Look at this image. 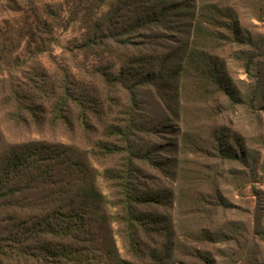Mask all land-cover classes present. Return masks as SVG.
Segmentation results:
<instances>
[{"label":"trees","instance_id":"1","mask_svg":"<svg viewBox=\"0 0 264 264\" xmlns=\"http://www.w3.org/2000/svg\"><path fill=\"white\" fill-rule=\"evenodd\" d=\"M34 3L32 0L30 7L37 32L48 33L60 26L59 8L47 4L34 7ZM263 15L264 8H259L255 18L260 20ZM173 18L187 20V39L181 47L166 55L153 47L138 48L137 52L130 49L115 75L98 68V76H102L108 89V104L94 98L89 84L78 85L64 72L60 78L58 75L56 92L48 86L49 78L41 69L28 78L29 85H7L8 91L1 97L4 105L11 106L9 116L16 123L21 125L29 116L35 126L42 125V101L51 95V124L72 125L74 121L69 116L73 115L74 129L86 133L93 118L102 123L105 139L84 146L40 140L8 143L0 134V264H175V242L182 230L176 229L171 217L157 216L161 213L159 207L166 208L170 203L172 192L151 183L152 177L144 171H163L166 166L155 158L159 154L156 147H147L144 142L152 131L140 112L138 88L142 86L167 90L176 82L188 86L189 92L182 96L186 94L192 108L187 110L184 101L179 105L178 97L173 95L168 111L175 123L181 122L185 128L192 124L185 116L194 117L206 128L208 140L204 144L208 147L204 151L219 165L204 177L199 178V174L194 178L197 185H211L214 201L207 203L205 193L200 192L189 194L190 203L183 206H193L191 215L197 227L201 226L206 204L224 208L217 191L220 164L245 165L249 155L242 140L220 121L238 104H244L252 113L257 107L259 67H254V60L259 57L263 41L244 32L236 12L221 0H190L184 4L171 0H119L93 25V34L84 45L99 47L111 40L125 50L138 32L150 31L160 26L161 20ZM102 26L107 34H97ZM234 47L239 49L237 60H243L251 77L245 98L231 84L226 66L219 59L220 52ZM117 86L125 93L122 102L115 96ZM107 116H112L113 123L104 127ZM101 159L111 163L105 177L112 184L113 201L97 184L92 162ZM180 203L179 199L181 207ZM210 206L214 219L218 209ZM111 208L117 210L116 216H110ZM185 218L190 221V217ZM112 222L118 226L129 259L117 254ZM209 231V238L218 235ZM181 236L188 238L187 232ZM206 258L205 264H210Z\"/></svg>","mask_w":264,"mask_h":264},{"label":"rangeland","instance_id":"2","mask_svg":"<svg viewBox=\"0 0 264 264\" xmlns=\"http://www.w3.org/2000/svg\"><path fill=\"white\" fill-rule=\"evenodd\" d=\"M171 1L184 4L190 0ZM221 1L236 12L244 32L250 33L256 41H263L259 57L254 60V67H259L258 100L253 113L244 104H238L220 121L223 125H228L242 140L249 157L245 165L237 162L220 164L217 191L225 205L221 208L205 203L207 208L203 209L200 227L195 226L196 220L193 221V206L183 205L190 203L189 194L196 195L200 192L205 193L207 203L214 201L211 185L208 182L197 185L194 178L199 174V178L204 177L208 171L211 173V168L218 167L219 162L204 151L208 147L204 144L208 140L204 126H200L194 117L191 119L185 116L187 123H192L185 128L181 122L175 123L170 116L168 104L173 95L178 97L179 105L184 101L187 103V110L192 108L186 94L182 96L189 92V88L180 82L173 84L170 90L151 85L138 88L140 112L148 122V129L152 131L145 136L144 142L147 147H156L159 154L155 158L161 162V166H166L163 171H144L152 177L151 183L156 182L160 189L168 187L172 192L170 203L166 208L159 207L158 213L160 209L161 213L157 216L171 217L174 226L177 225L176 229L182 230L175 242L178 247L172 260L175 264H205L206 257L210 264H264V15L260 20L255 18L259 8H264V0ZM118 2L119 0H35L34 7L47 4L51 8L60 9V26L53 27L48 33H40L33 28L34 18L30 7L32 0H0L1 138L8 143L40 140L75 146L89 145L90 142L105 139L102 134L104 128L100 126L102 123L98 124L93 118L89 120L90 128L86 133H82L79 128L74 129L76 118L73 115L69 117L74 123L67 125L73 131L61 124H51V95L42 101V125L35 126L29 116L20 125L10 119L12 108L4 105L1 95L8 91L9 83L29 85L28 78L43 70L49 78L48 86H53V91L58 90V75L60 78V74L64 72L78 85L89 84L94 98L108 104L110 102L105 101L108 89L102 76H98V68L115 75L121 63L129 57L130 49L149 50L153 47L161 55H166L186 42L187 20L173 18L161 20L160 26L153 27L150 31L138 32L125 50L117 48L118 44L111 40L104 41L99 47L85 46V41L93 34V25L101 21L105 13ZM104 33L107 34L106 28L99 27L97 34ZM238 50L235 47L230 50L225 48L220 52L219 59L226 66L231 84L245 98L250 91L251 77L244 69L243 60L236 58ZM120 88H115L118 91L115 92L118 102H122L125 94ZM111 117L107 116L103 120L104 127L113 123ZM233 148L238 149L236 143H233ZM92 164L97 173L98 187L113 201L112 184L105 177L111 163L101 159L99 162L93 160ZM181 192L183 194L180 198ZM209 206L211 209H218L216 214L213 213L214 219L211 218ZM108 212L110 216L117 215L114 208L108 209ZM185 216L190 217V221ZM208 229L218 235L209 238ZM111 230L117 254L121 259H129L125 245L118 235L116 222H112ZM185 232L188 238L181 236Z\"/></svg>","mask_w":264,"mask_h":264}]
</instances>
